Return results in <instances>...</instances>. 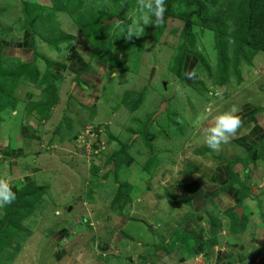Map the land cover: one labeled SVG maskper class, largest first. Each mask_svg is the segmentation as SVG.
Here are the masks:
<instances>
[{"label":"crops","instance_id":"crops-1","mask_svg":"<svg viewBox=\"0 0 264 264\" xmlns=\"http://www.w3.org/2000/svg\"><path fill=\"white\" fill-rule=\"evenodd\" d=\"M19 21L0 35V60L4 67L32 65L35 70L11 80L8 101L0 107V177L9 180L16 196L29 185H33L29 190L33 195L26 196L28 201L0 208V221L23 208L21 216L32 221L29 226L22 223L23 230L9 250L8 243L4 244L1 261L264 264V52L253 54L249 61L241 59L234 73L227 71L222 84L211 85L204 79L203 87L189 89L173 74L174 83L166 86H175L167 94L177 97L178 122L169 121L168 126H176L172 143H177L159 148L162 154L152 144L143 149L158 115L151 118V113L141 120L135 118L132 128L121 129L127 144L119 132L108 130L119 119L97 122L104 130L102 140L93 153L85 154L76 150L74 141L84 126L94 123L87 110L97 113L101 75L92 68L87 71L89 64L73 47H67V56V51L62 55L61 49L44 43L50 52L37 54V36L24 28L23 14ZM192 70L197 74L199 63L185 69L187 82L195 80L186 75ZM182 84L189 87L182 90ZM50 95L56 99L47 110ZM39 96L43 99L37 100ZM169 97L162 102L170 105ZM233 105L240 109L243 126L228 144L213 151L202 142L195 121L203 118L206 126L212 116ZM120 107L112 117L122 116L123 111L134 113L125 103ZM71 125L78 126V131H67ZM159 133L169 140L164 130ZM124 145L129 151L121 153ZM166 154H171L167 161L163 159ZM67 165L71 166L69 174L64 172ZM123 169L125 182L118 176ZM49 188L53 196L45 195ZM39 189L44 195L34 196Z\"/></svg>","mask_w":264,"mask_h":264},{"label":"rangeland","instance_id":"rangeland-1","mask_svg":"<svg viewBox=\"0 0 264 264\" xmlns=\"http://www.w3.org/2000/svg\"><path fill=\"white\" fill-rule=\"evenodd\" d=\"M65 1H67V5L69 7H74L72 9L73 12L69 13L68 11L57 9L50 17L52 25L51 30L56 36L55 39L60 40L62 37L67 39L71 38L70 41L60 42L58 44L59 49H61L60 52L63 55L67 51L68 56L69 51L67 50V47H73L78 50L79 55L82 56L83 60L89 64L87 71L90 70V68H92L91 70H96L101 75V81H103V86L100 89L101 99L97 106H95L97 108V113L91 109L87 110V115L94 123L87 124V126H95L97 122L109 119L112 120V118H115V122L119 119V124L116 123V126H113V129L110 128L108 130L113 133L119 132L123 138L121 140L124 141V143L127 142V135L124 134L121 129L125 130L127 128H132L133 124L130 122H132L135 118L141 120L143 115H147V113L153 114L152 116L151 114L148 116L154 118V116L158 114L161 104L166 103L162 101H164L166 96L167 98L169 97L168 94H170V88L172 87L174 89L175 87L174 85L166 86V84L169 85L171 82L172 84L174 83L175 78H173L172 75L175 74V70L173 67L178 68V66H180L182 62L180 54L182 51L198 54L201 56L202 60V62H199L201 63V66L199 65V70H197L195 80L189 89L192 87L200 89L204 84L202 83L204 79L208 80L211 85H214L215 79L219 78V68H221L224 72L221 77H224L230 69V72L234 73L237 69L236 66H238V63L236 64V59L238 58L236 53L237 51L240 52V55L241 53H244L242 55L244 57L246 55L250 57L251 54L257 53L255 52V48L252 50L248 49V47L242 45L240 41H236L231 35H242V31H238L241 28V25L239 26L241 23H239L238 19H236V14H234L233 17L229 16L226 18V16L232 12V7L230 8L227 5L228 0H165V2L170 3V15L164 16L159 23L147 26L145 31L139 37H133L131 40L127 38L126 29L127 26L131 24L132 19L139 14L138 0ZM69 1H71V3ZM25 3H32L34 5L45 7L46 11L53 9L51 0H0V35L6 32L8 27H11L14 24H19V19L22 15L21 13ZM123 4L128 6V10L124 14L121 13ZM118 16H121L120 20H118ZM185 19H188L191 23L188 29L185 25ZM96 20H104V24L107 26L106 30L103 32V46L105 47V53H103L102 57L93 56L94 51L97 50V46L99 47L102 44L92 43V40L89 42L86 36L80 34V29L82 27L86 25L92 26V23L94 24ZM153 20H155V17H153ZM213 20H216L217 24L222 25L224 33L228 34L225 35L227 45H224L227 47L226 50H228L225 51V53L227 52L228 54L227 56H220V53L215 45V33L206 28L213 22ZM117 25H120V27H117ZM121 27L125 29L124 32H121ZM39 38L40 37L37 36V41L39 42L38 46L40 48V51L37 54L47 55L50 51ZM186 39L189 41L186 42ZM94 40H96V38ZM94 40L93 42H96ZM121 48L122 50H120ZM229 51H232V53H228ZM60 52H55L53 55L59 56L57 53ZM120 52L125 55L122 65L126 66V71H123L121 68L114 65L116 58L122 57V55H119ZM68 61L69 59H67V62ZM208 68L210 72L207 73L206 71ZM258 84L260 85L262 83ZM177 87L180 86L177 85ZM186 87L189 86L183 85L181 88L183 90V88L187 89ZM256 89H258L257 85H255V90ZM21 91L23 93L25 92V89H22ZM200 91L202 92V89ZM125 92H132L133 94L143 92L144 98L142 105L137 112H134L131 115L123 111L122 116L112 117L114 111L117 112V110L119 111L120 109H123L120 106L123 105L125 101L122 104L120 101L122 99L124 100ZM181 93L182 94H180V96L184 97L186 92L182 91ZM174 98L175 99H171L169 97L171 106L166 103L167 107L157 115L155 126L152 128L149 135L150 139L144 138L143 149L147 150L148 144H152V148L162 154L163 152L160 151L159 148H163L165 145L167 148L176 146L177 141L172 143L174 141L173 138L175 137L173 129L176 126H170V129L168 126L170 125L168 123L169 121L178 122L175 120L176 112L174 110V104L177 103V97ZM188 98L189 97H187V99ZM42 99L43 98L39 96L37 100ZM129 102H131V100H129ZM227 107H225L224 110ZM92 109H94V107ZM60 126L61 133H64L65 130L63 127L66 126V123ZM85 127L86 126H84L79 133H85ZM139 127H141V124H139ZM96 130H100L101 132L98 133V137L94 143L93 141L90 142L92 144V149L89 154L95 151L93 147H96L97 142L102 140L101 133L104 130L102 128H97ZM162 130L169 135V140H165L159 133ZM67 131L77 132L78 126L76 127L75 125H71L67 128ZM79 133L77 135H79ZM85 139L94 140L95 137ZM71 141H73L72 138ZM74 144L77 151H84L83 149H85L88 152L89 150V148L88 150L87 148L79 150L81 147H78V143L74 141ZM117 149L118 148H115V150ZM77 151L76 154L78 153ZM128 151L129 147L126 145H124L121 149V153ZM85 154L88 153L85 152ZM170 155L171 154L164 155L163 159H166L167 161ZM124 156H127V154L123 155V157ZM65 167L67 170L64 172L69 174L71 166L67 165ZM57 171L63 172L58 168ZM124 171L125 169H123L121 174L118 175L122 182H125L127 179L122 175ZM34 187L38 189L36 185ZM35 194L37 197L44 195L40 189L37 193H34V196ZM53 194L54 191L51 188L47 189L45 193V195L48 196H53ZM28 204L30 206L31 203ZM46 204L48 203L46 202ZM23 211H19L18 215L15 213L10 215V218L16 219L20 222L19 225L21 228H16L17 231L13 233L12 239L9 238L7 241V250L10 249L12 243L14 242L13 239L18 237V234H20V230H23V224H27L29 226L32 221V219H26L21 216V213L24 214ZM33 224L34 223H32L31 226ZM11 228L12 227L10 226L9 229H5L2 224H0V229L7 230V232L8 230H14ZM111 262L112 264H116L115 259H111Z\"/></svg>","mask_w":264,"mask_h":264},{"label":"trees","instance_id":"trees-1","mask_svg":"<svg viewBox=\"0 0 264 264\" xmlns=\"http://www.w3.org/2000/svg\"><path fill=\"white\" fill-rule=\"evenodd\" d=\"M52 1V10H45V7L39 6V5H34L32 3H25L23 9H22V14L25 18V24L24 28L28 30L31 35L34 37L39 36L40 40L47 44L55 47V49L59 50L58 44L60 42H67L70 41V39L62 37L60 40L55 39V34L51 30L52 25L50 22V17L52 16V13H55L57 9H61L62 11H68L69 13L73 12L72 9L67 5V1L65 0H51ZM71 3V1H69ZM169 2H165V6L167 8V11L164 13V16L170 15L169 11ZM227 5L231 8L232 7V12L231 14L227 15L226 18L229 16H232L234 14L237 15L238 22L241 23V28L238 31H242V35H235L231 34L233 38H235L236 41H240L242 45H245L248 47V49H253L255 48V52H264V0H233L227 1ZM226 5V7H227ZM128 10V6L126 4L122 5L121 8V13L124 14ZM200 13V11H199ZM198 13V14H199ZM230 13V12H229ZM96 16V15H95ZM98 17V16H97ZM49 21H48V20ZM121 19V16H118V20ZM185 25L187 29L190 27L191 23L188 21V19H185ZM106 25L104 24V20L97 21L91 25H86L80 29V34L86 36V38L89 40V42L92 43H101V46H97V50L94 51L93 56L94 57H102L103 53H105V47L103 46L104 40H103V32L106 30ZM94 28V29H93ZM206 28L210 29L215 33V39H216V48L218 52L220 53V56H227V52L225 53L226 46L227 45V40L225 38V35H228L224 33V29L222 25H219L216 23V20H213V22L208 25ZM188 31V30H187ZM96 38V40H94ZM96 41V42H93ZM189 40L186 39V42ZM123 48V46H122ZM122 48L120 50H122ZM184 49V48H183ZM124 51V50H123ZM236 52V51H235ZM232 53V51L228 52ZM237 63L241 60L242 56L244 53H241L237 51ZM119 55H122V57H117L116 62L114 65L118 66L121 68V70L126 71L127 68L125 65H122L123 60L125 58V55H123L122 52H120ZM248 57L247 55L243 58L245 61H249L251 59V56ZM182 62L178 68L173 67L175 70V74L177 77L182 80V82L187 83L189 86H192L193 82H187L184 79V71L185 69L188 68H193L199 62H202L201 56L198 54L190 53V52H185L182 51L180 54ZM219 56V57H220ZM240 58V59H239ZM195 60V61H194ZM48 62V61H46ZM189 62V63H188ZM197 63V64H196ZM201 63H199L200 65ZM201 66V65H200ZM35 70V69H34ZM33 66L32 65H8L4 67L3 62L0 60V107L4 105L8 101V94L9 92L7 89L11 87V80L14 79V81L17 79L18 76H21L22 74L30 73L31 71L34 72ZM207 73L210 72L209 68L206 71ZM219 78L215 79L216 84H222L223 82V71L221 68H219ZM226 72V71H225ZM51 75H49L50 77ZM47 77V76H46ZM45 77V78H46ZM48 80V77L46 78ZM203 87V86H202ZM55 93V90L53 89L52 91ZM10 96V95H9ZM51 99L49 101L50 105L47 106V110H49L50 106L55 103V95H50ZM143 97V92L140 93H135L132 94L131 92H127L124 95V100L125 104L127 106V109L131 112H134L140 105L141 100ZM131 100V102H129ZM40 106V104H35V107ZM143 133L147 134V129L145 127H142L141 130ZM32 188L31 185L27 186L26 189L23 191V193H20L18 196H16V199L14 203L20 204L22 201H27L29 200L26 196H30L33 194H30L29 190ZM245 191L246 188L244 187L241 189V191ZM34 193V192H33ZM37 193V192H36ZM19 199V200H18ZM236 219V218H235ZM243 221H239L238 226L242 229L243 226ZM6 224H3V223ZM19 221L16 219H6L0 221V224H2L3 228L9 229L11 226V229L16 230V228L20 227ZM6 225V227H5ZM14 230H8L9 236L13 235L12 231ZM239 230V229H238ZM2 232V236L0 235V256L2 257L5 255L4 254V247L5 243H7L8 239V234L7 230H0ZM11 233V235H10ZM10 257V256H8ZM1 258V257H0ZM10 259V258H9ZM0 264H5L3 261L0 260Z\"/></svg>","mask_w":264,"mask_h":264},{"label":"clouds","instance_id":"clouds-1","mask_svg":"<svg viewBox=\"0 0 264 264\" xmlns=\"http://www.w3.org/2000/svg\"><path fill=\"white\" fill-rule=\"evenodd\" d=\"M166 11L165 0H138L139 14L127 26V38L131 40L133 37H139L147 26L159 23ZM153 17H155V20H153ZM117 27H120V25H117ZM120 30L121 32L125 31L123 27ZM186 75L190 79L194 78L196 75L195 70L189 71ZM239 112L238 106L233 105L227 111L212 116L206 126L203 125V118L198 117L194 126L199 128L202 142L213 151H219L222 145L228 144L243 126V119ZM95 127L98 128L97 125ZM15 199L16 193L12 191L9 180L0 177V208L12 204Z\"/></svg>","mask_w":264,"mask_h":264},{"label":"built area","instance_id":"built-area-1","mask_svg":"<svg viewBox=\"0 0 264 264\" xmlns=\"http://www.w3.org/2000/svg\"><path fill=\"white\" fill-rule=\"evenodd\" d=\"M99 132H101V131L96 130L95 126H87L85 129V133L81 132L76 138L75 142L78 143V147H81V148H79V150L83 149V148H87V150H88V148H89L88 152L85 149H83L84 152L89 154L90 150L92 149L91 148L92 144L90 142L93 141V143H94L96 141V138L98 137ZM93 137H95L94 140H90V139L86 140L85 139V138H93ZM79 145H81V146H79Z\"/></svg>","mask_w":264,"mask_h":264},{"label":"water","instance_id":"water-1","mask_svg":"<svg viewBox=\"0 0 264 264\" xmlns=\"http://www.w3.org/2000/svg\"><path fill=\"white\" fill-rule=\"evenodd\" d=\"M115 19H116V18H115ZM164 109H165V103H162V104H161V107H160V110H159V112H158V114H160L161 111H163ZM238 212L241 213L242 211H241V210H238Z\"/></svg>","mask_w":264,"mask_h":264}]
</instances>
